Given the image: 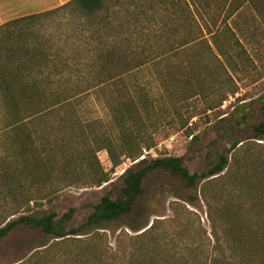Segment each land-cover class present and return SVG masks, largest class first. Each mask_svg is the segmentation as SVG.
Returning <instances> with one entry per match:
<instances>
[{
  "label": "trees",
  "instance_id": "trees-1",
  "mask_svg": "<svg viewBox=\"0 0 264 264\" xmlns=\"http://www.w3.org/2000/svg\"><path fill=\"white\" fill-rule=\"evenodd\" d=\"M251 1L70 0L89 16L93 29L88 40L92 54L83 58L79 53L72 57V62L61 54L56 56L52 48L28 30L30 26L34 29L38 19L58 8L1 25L0 240L25 224L41 228L59 241L72 238L89 244V238L76 236L91 234L102 225L131 214L137 198L144 193V180L156 169L180 176L189 188H197L199 182H203L201 196L211 220L215 221L220 215L219 219L228 222L215 225L216 248L222 249L224 240L235 234L246 244V232L250 229L256 232L257 228L253 229L255 220L262 223L257 231L264 235V201L259 199L264 192L262 156H255L247 167L233 170L229 158L220 153L212 167L202 173L191 172L182 156L140 160L145 150L156 145L155 135L165 124L186 126L185 122L176 123V115L180 114L178 106L200 88L193 82V76L199 73L198 56L201 54L196 43L205 39V33L215 39L218 37L216 29L221 27H226L223 36L232 39L228 23ZM115 7L121 11H115L116 16L111 18ZM255 7L263 9L262 1L258 0ZM206 13L210 14L209 20ZM115 21L119 24L114 25ZM180 36L184 39L180 43L171 42ZM214 45L221 55H229L227 46L215 40ZM209 48L212 50L210 45ZM188 53L192 54L189 66L184 67L180 61L170 62V57L181 59ZM159 60H166L165 66L159 67L163 95L159 98L175 97L173 107L165 102L159 107L156 105L159 98L146 74ZM187 70L190 76L185 79L183 73ZM261 100L264 103V96ZM92 102L101 113L93 117L94 121L87 120L86 112ZM94 125L99 129L93 136L97 151L107 150L114 167L124 159L137 161L123 174L120 193L104 195L79 227L68 229L71 213L62 217L57 212L32 213L40 199L55 193L65 178L62 174L77 170L82 166L80 162L84 163L83 168L90 170L88 182L102 186L110 181V172L102 168L96 157L94 160L88 154L86 130ZM255 130L258 138L264 140V121L255 126ZM239 144L234 142L233 150L243 151L245 143ZM249 150L251 148L246 151ZM223 179L230 182L229 192L218 188ZM196 198L192 197L191 201ZM17 215L19 217L15 218ZM249 221L250 228L247 227ZM242 223L247 229H243ZM158 225L159 219H156L141 234L157 229ZM221 229L225 237L219 234ZM163 252L167 253L165 249ZM105 253L100 254L95 248L93 258L89 259L93 261L91 264H97L96 258L100 264L170 263L167 257L157 253L136 258L138 254L133 251L131 258L125 254L119 262L118 252ZM216 261L217 264H233L226 255Z\"/></svg>",
  "mask_w": 264,
  "mask_h": 264
},
{
  "label": "rangeland",
  "instance_id": "rangeland-1",
  "mask_svg": "<svg viewBox=\"0 0 264 264\" xmlns=\"http://www.w3.org/2000/svg\"><path fill=\"white\" fill-rule=\"evenodd\" d=\"M261 1L263 9L256 8L258 0H253L244 4L231 18L228 24L229 33H233L232 39L223 36L226 27H221L216 29L218 37L215 39L205 33V39L196 43L197 51L201 54L198 56L199 73L193 76V82L200 88H196L194 95L178 106L180 114L176 115V123L185 122L186 126L180 128L171 122L165 124L155 135L156 145L151 150H145L140 160L182 156L191 172L202 173L212 167L220 153L229 158L233 170L247 167L255 156L264 159V140L258 138L255 130V126L264 121V103L261 100L264 96V0ZM40 2L0 0V26L10 20L54 8L43 10ZM110 4L113 5V1ZM57 8L38 19L33 25L34 29L30 26L29 33H34L52 48L56 56L61 54L71 62L72 57L79 53L83 58L89 57L92 52L88 49V40L93 30L89 16L69 1ZM112 9L111 18H114L115 11L120 8ZM208 15L206 13L207 20L210 19ZM113 24L118 25L119 21ZM182 40L180 36L171 42L177 41L178 44ZM214 40L229 48L228 56L218 52ZM169 59L174 64L180 61L187 67L192 54L182 55L181 59L176 56ZM157 63L146 74L155 88L156 98H162L159 67L165 66L166 60ZM183 74L185 79L190 76L188 70ZM164 102L173 107L175 97L159 98L156 105L159 107ZM86 112L90 121L101 114L93 102L89 103ZM97 127L94 125L86 130L89 137L88 154L94 160L96 157L102 168L110 172V181L102 186L88 182L91 179L90 170L83 168L84 163L80 162L82 166L77 170L73 169L68 175L62 174L65 178L55 193L40 199L32 213L57 212L59 217L71 213L68 229L79 227L87 221L104 195L111 193L117 196L120 193L123 174L137 161L124 159L122 164L114 167L107 150L97 151L93 139L99 131ZM234 142H240L239 146L245 143L243 151L233 150ZM248 148L251 150L246 151ZM229 184L223 179L218 188L229 192ZM202 185L203 182H199L197 188H189L180 176L156 169L144 180V193L137 198L131 214L104 224L91 234L76 236L89 238V244L72 238L59 241L55 235L41 228L20 224L0 240V264H85L93 258L95 248L100 254L118 252V262L126 257L125 254L131 258L133 251L138 258L147 253L161 255L162 249H165L167 253L163 252L162 256L169 259V264H217L216 260L223 255L229 257L233 264H264V235L257 231L262 223L256 220L253 225V229L257 228L256 232L251 229L246 232V244H242L237 239L238 234H235L224 240L223 250L216 248L215 225L218 227L220 223L228 222L219 219L220 215L216 216L215 221L211 220L206 201L201 196ZM192 197L198 198L191 201ZM259 199L264 201V192ZM174 203H177L176 208ZM156 219H159L158 228L141 234ZM250 225L251 221L247 227L250 228ZM243 229L247 228L244 226ZM219 232L225 237L222 229ZM91 235L95 237L91 238ZM104 258L108 259L107 255ZM95 262L100 264L97 258Z\"/></svg>",
  "mask_w": 264,
  "mask_h": 264
},
{
  "label": "crops",
  "instance_id": "crops-1",
  "mask_svg": "<svg viewBox=\"0 0 264 264\" xmlns=\"http://www.w3.org/2000/svg\"><path fill=\"white\" fill-rule=\"evenodd\" d=\"M70 0H41V6L44 7L42 8L43 10H46V8H51V7H54V8H57L63 4H65L66 2H68ZM52 8V9H54ZM51 10V9H50ZM47 11V10H46ZM31 13V12H30ZM25 15L28 14V13H24Z\"/></svg>",
  "mask_w": 264,
  "mask_h": 264
}]
</instances>
